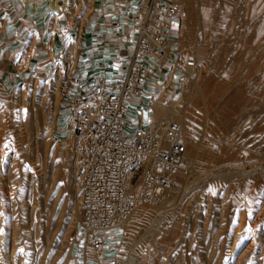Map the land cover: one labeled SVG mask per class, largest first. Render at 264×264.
<instances>
[{"label":"rangeland","instance_id":"1","mask_svg":"<svg viewBox=\"0 0 264 264\" xmlns=\"http://www.w3.org/2000/svg\"><path fill=\"white\" fill-rule=\"evenodd\" d=\"M182 2L172 33L174 71L153 97L168 102L185 92L184 115L194 124L189 147H201L202 181L155 236L138 240L152 227L151 217L117 228L116 256L124 264H264V0H192L184 42ZM73 7L64 12L69 16ZM54 17L47 28H61V35L64 24L73 25ZM46 45L44 58L25 38L12 70L0 73V264H75L81 248L72 147L53 137L62 116L57 55ZM196 79L205 88L202 101L193 95ZM234 167L241 170L235 174Z\"/></svg>","mask_w":264,"mask_h":264},{"label":"built area","instance_id":"2","mask_svg":"<svg viewBox=\"0 0 264 264\" xmlns=\"http://www.w3.org/2000/svg\"><path fill=\"white\" fill-rule=\"evenodd\" d=\"M136 41L123 75H100L93 85L61 72L64 130L53 134L71 144L76 186L81 195L80 241L75 264L103 256L106 233L126 224L141 206L158 205L163 195L184 186L190 168L181 122L150 119L131 127L132 100L141 98L174 49L172 33L182 0H138ZM62 60L54 59L56 75Z\"/></svg>","mask_w":264,"mask_h":264},{"label":"crops","instance_id":"3","mask_svg":"<svg viewBox=\"0 0 264 264\" xmlns=\"http://www.w3.org/2000/svg\"><path fill=\"white\" fill-rule=\"evenodd\" d=\"M56 2L64 4V0H0L2 75L12 70L16 49L25 38H29V43L37 48L39 56L47 57L45 48L44 51H41V48L46 46L45 41L50 29L47 28V19L54 15ZM137 3L138 0H75L72 4L75 8L68 9V17H54L57 23H73L71 27L64 24L66 33L63 35L59 28L53 41V52L62 60L60 72L71 71L90 85H93L100 75L109 80L120 78L135 46ZM173 59L175 58L172 57L169 64L173 63ZM36 65L42 64L35 63L34 66ZM158 75L165 79L162 70ZM156 82L155 79L147 86L143 98L132 100L131 127H137L149 118L141 114V108H147L149 99L156 95ZM64 122L65 118L61 116L58 125L61 131L64 130ZM105 237L103 256H92L89 264H124L122 258L120 257L119 261L116 256L118 233L112 230L107 232Z\"/></svg>","mask_w":264,"mask_h":264},{"label":"bare ground","instance_id":"4","mask_svg":"<svg viewBox=\"0 0 264 264\" xmlns=\"http://www.w3.org/2000/svg\"><path fill=\"white\" fill-rule=\"evenodd\" d=\"M74 1L75 0H64L65 4H63V5L58 4L56 2V10L53 11V13L56 15V18L57 17H62V16H67L68 17V14L66 12H64L65 7L71 6ZM184 3H185V7H186V9H185L186 10V14L183 17L182 23H181V26H180V41L181 42H184L185 35L189 32V29H190L189 17L192 14V8H193L192 0H184ZM57 31H59V30L56 27L50 29L49 34L47 36V39L45 41L46 44H50V45L52 44L51 45L52 48H54V42L52 41V38H53L54 33H56ZM172 43H173V38H172ZM173 45H174V43H173ZM175 48H176V46H175ZM160 70H162L164 77H166V76H170L171 77L172 74H173V71H174L172 64H169L167 67L163 66V67L160 68ZM165 70H166V73H164ZM189 70H191V67H189ZM60 75H61V72H60V68H59L58 74L55 77L56 84H58V88L60 87L59 86L60 82L58 81V79L60 80ZM160 75H162V74H160ZM155 79L157 81L156 83H157L158 87L163 85V77L157 75ZM194 88L195 89H194L193 95L196 97V99H198V100L200 99L201 101L204 100L205 97H206L205 88L203 87V85L197 79L194 80ZM57 90H59V89H57ZM184 93L185 92H183V94H182V96L180 98H182L184 96ZM141 98H143V96ZM180 98L175 99L173 97L168 102H164L162 100V96H160L157 99L155 97H151L149 99L148 103H147V108H144V107L141 108V114H143L144 116L149 114L150 117L155 118V119H160V118H165L166 117V118H168L170 120L181 122L184 125L185 131H186V138H187V142H188V147H187V151H186V158H187V161H188V164H189L190 174H189V176L184 178V186H183L182 190H180L177 193H169L170 191H167L162 197L161 202L162 201L163 202L161 203V205L159 203L156 206H141L133 214V216L130 218V220L125 224V226L131 225V227L134 228L135 226L139 225L141 220H144V219H146L148 217H151L152 227L149 230H147L145 233H143L141 235V237H139L138 240H144L147 237L155 236L157 234V232H159V230H158V228L156 226L164 218H166L170 212L174 211L178 206L182 205L188 199L190 190H192L195 187H198V185L202 181V179L198 178L200 171L198 169V164H197L198 155H199V149L201 147L199 148V145H197V144L196 145L194 144L191 147H189V144H191L189 142V138H191L194 135V131H193L194 124H193V121L191 120V118H189L190 116H185L184 115V110L185 109H184V105H183V103L181 101L182 99H180ZM204 109L207 110L208 106L205 105ZM18 117H19L20 123L24 124V122L26 120L25 119L26 111H25V103L22 102V101L19 102ZM70 146H71V144H70ZM240 170L241 169H238V168L234 167V168L231 169V172L235 173V172H239ZM221 171L222 170H220L219 173ZM248 171H250V170H248ZM80 206H81V195L78 197L77 208H79ZM73 207H74V209H73V211H74L73 214L74 215H73L72 219L78 217V212L76 210L77 208L74 205H73ZM149 208H154L155 209L153 215L149 214ZM123 228H125V227H123Z\"/></svg>","mask_w":264,"mask_h":264}]
</instances>
